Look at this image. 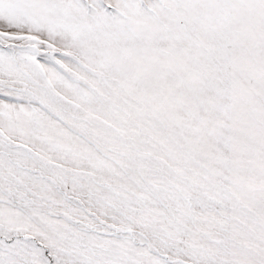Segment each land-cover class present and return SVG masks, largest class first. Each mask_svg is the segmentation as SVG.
I'll return each instance as SVG.
<instances>
[{"label": "snow or ice", "instance_id": "6c2138e0", "mask_svg": "<svg viewBox=\"0 0 264 264\" xmlns=\"http://www.w3.org/2000/svg\"><path fill=\"white\" fill-rule=\"evenodd\" d=\"M0 264H264V0H0Z\"/></svg>", "mask_w": 264, "mask_h": 264}]
</instances>
